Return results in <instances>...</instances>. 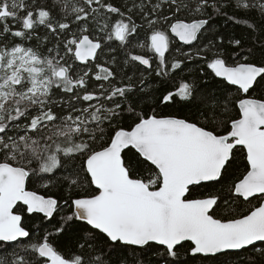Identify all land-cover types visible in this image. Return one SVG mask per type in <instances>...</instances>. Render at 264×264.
Listing matches in <instances>:
<instances>
[{"label":"snow or ice","instance_id":"1","mask_svg":"<svg viewBox=\"0 0 264 264\" xmlns=\"http://www.w3.org/2000/svg\"><path fill=\"white\" fill-rule=\"evenodd\" d=\"M0 264H264V0H0Z\"/></svg>","mask_w":264,"mask_h":264},{"label":"trees","instance_id":"2","mask_svg":"<svg viewBox=\"0 0 264 264\" xmlns=\"http://www.w3.org/2000/svg\"><path fill=\"white\" fill-rule=\"evenodd\" d=\"M229 12H231V9L228 10ZM236 17H242L244 14L242 12H237ZM252 15H255V13H253ZM215 25L219 28L220 33L226 38L231 37V36H236V37H240L242 35L245 34V29L242 27L243 21L240 22H233V20L229 19V20H225L222 17H218L215 20ZM172 47L173 49L175 48H180L182 51H186L191 47H187L184 46L182 44H180L176 39L172 38ZM139 42L143 43V34H141V37L139 38ZM113 44V47H118L119 46V42L118 41H113L111 42ZM230 50V48L228 49ZM193 51H195V49H193ZM105 59H107V57H105ZM173 59H175V56H173ZM110 63V62H109ZM202 68L203 71L201 73V75L203 76V79L206 80L208 82V85H214L216 84V79H213V74L211 73L210 69H207L206 67H204L203 62H197V61H188L187 64L184 67L183 71L177 70L175 73L173 72H169L168 76H161V77H156L154 74L152 76V80L154 81V83H152L150 85L151 88L158 90V94L159 92H166V91H179L182 83L184 82H190L191 79L193 78V76L196 74L197 69ZM128 75L133 76V83H136V78L139 76L138 72H134L132 69H128ZM199 78V77H197ZM203 87V85H202ZM152 102L148 101V103L144 104V107H148ZM157 111L162 113V114H167V113H176V114H183L184 112H187L186 108H182L181 105H176V106H164V105H160L157 108ZM125 124L131 123L130 119H126L124 121ZM239 171H243V169H239L236 172V175L239 174ZM235 178V176L230 177L228 180L224 181L223 184H209L207 187L201 189V191H204L206 193H219V194H224L227 190V187L231 185L232 180ZM29 190H36L38 192V194L41 195H53L56 197H60L62 195H64L63 191L57 190L56 188H44L39 184L36 185H32L29 184L28 185ZM77 192H83V189H77ZM89 191L91 192H95L96 189L93 186L91 189H89ZM253 203H255V201H253ZM249 208L248 204H244L242 207V211L246 212ZM73 211V209L68 208L67 206H65L63 208V210L60 212V215H64L65 213L71 212ZM27 219V225L29 228H33L36 227L37 225H39L40 220L39 219H35L33 220L32 218H26ZM59 219V216H54L52 221H51V225H55L56 220ZM48 222H46L47 224ZM78 223H84V222H78ZM58 243L61 244V247H74V243L72 241H70L67 237H64L63 235H61L58 238Z\"/></svg>","mask_w":264,"mask_h":264},{"label":"water","instance_id":"3","mask_svg":"<svg viewBox=\"0 0 264 264\" xmlns=\"http://www.w3.org/2000/svg\"><path fill=\"white\" fill-rule=\"evenodd\" d=\"M172 38L176 39L180 44L184 45L183 42L179 41L178 38H176V37H174V36H172ZM184 46L191 47V46H188V45H184Z\"/></svg>","mask_w":264,"mask_h":264}]
</instances>
